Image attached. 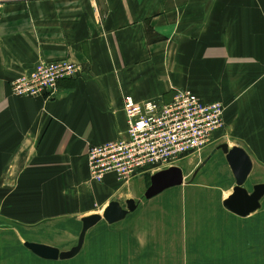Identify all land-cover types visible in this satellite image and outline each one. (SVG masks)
Segmentation results:
<instances>
[{"label":"crops","instance_id":"0c3cea01","mask_svg":"<svg viewBox=\"0 0 264 264\" xmlns=\"http://www.w3.org/2000/svg\"><path fill=\"white\" fill-rule=\"evenodd\" d=\"M41 60L81 70L49 97L12 96L11 81ZM177 89L224 105L223 129L209 145L229 133L238 140L226 143L244 148L252 168L264 164V0H0V225L45 224L52 241L40 243L68 250L82 217L132 199L121 200L120 189L144 176L127 185L112 174L91 181L89 146L125 136L124 97L168 103ZM200 170L189 183L184 176L179 186L135 200L133 212L192 184ZM129 214L113 224L101 219L84 243L107 226L117 243L143 241L144 233L113 228Z\"/></svg>","mask_w":264,"mask_h":264},{"label":"rangeland","instance_id":"374dc122","mask_svg":"<svg viewBox=\"0 0 264 264\" xmlns=\"http://www.w3.org/2000/svg\"><path fill=\"white\" fill-rule=\"evenodd\" d=\"M232 139L238 140L224 133L203 154L201 151L179 163L185 180L213 149L221 143H232ZM219 153L206 162L192 184L141 203L137 211L113 226L125 227L131 234L144 233L143 241L138 235L125 245L117 243L111 233L112 226H107L109 231L97 238L89 236L73 258L46 261L23 246L24 241L51 242L45 224L33 229L16 224L0 225V264H264V196L261 207L245 218L225 210L221 199L233 186L234 178L224 155ZM150 175L129 182V186L120 189L119 198L140 199L149 185ZM199 182L203 185L197 186ZM261 182H264V164L255 161L245 187L251 192L252 186ZM121 205L125 207V203ZM79 231L80 228L67 249L76 244ZM125 248L128 249L125 255H117Z\"/></svg>","mask_w":264,"mask_h":264},{"label":"built area","instance_id":"2783aa9c","mask_svg":"<svg viewBox=\"0 0 264 264\" xmlns=\"http://www.w3.org/2000/svg\"><path fill=\"white\" fill-rule=\"evenodd\" d=\"M80 66L69 61L41 60L10 83L16 97H49L62 79L74 77ZM125 136L87 151L91 181L102 182L112 174L121 185L138 175L178 165L186 157L199 155L223 129L221 102H204L188 89H177L168 103L135 101L124 97Z\"/></svg>","mask_w":264,"mask_h":264},{"label":"water","instance_id":"95a60500","mask_svg":"<svg viewBox=\"0 0 264 264\" xmlns=\"http://www.w3.org/2000/svg\"><path fill=\"white\" fill-rule=\"evenodd\" d=\"M220 150L232 172L235 184L232 187V193L223 200V207L229 212L245 217L260 208V200L264 196V182L254 184L252 191L249 192L245 183L252 169V160L246 150L238 145L229 146L227 143H221L217 146ZM201 162L193 171L191 177L186 182H191L197 172L204 166ZM184 181L183 170L178 165H173L160 169L150 175L149 185L144 191L142 198L150 199L162 191L181 185ZM138 203L134 199H127L125 207L118 201L111 200L104 208L101 214L94 213L81 218V230L78 234L77 242L68 250H60L57 247L34 241H25L23 246L34 255L45 260H67L76 256L84 243L86 231L94 226L101 219L108 224H113L123 220L130 212H133Z\"/></svg>","mask_w":264,"mask_h":264}]
</instances>
